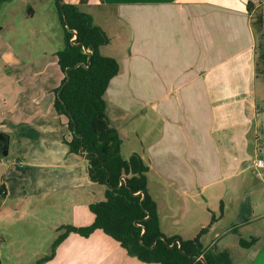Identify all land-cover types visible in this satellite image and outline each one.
Instances as JSON below:
<instances>
[{
    "label": "crops",
    "instance_id": "obj_1",
    "mask_svg": "<svg viewBox=\"0 0 264 264\" xmlns=\"http://www.w3.org/2000/svg\"><path fill=\"white\" fill-rule=\"evenodd\" d=\"M64 1L89 13L111 35L110 44L117 37L123 40L122 59L117 58L121 71L106 96L115 100L119 117L151 110L150 119L161 125L153 138L145 136L149 145L139 155L150 168L148 187L152 172L163 179L167 193L169 182H175L182 211L197 217L185 239L206 229L201 236L206 249L230 253L234 264H264V187L254 174L256 160L264 161V78L256 77L252 25L257 11L264 19V0ZM248 2L254 4L252 13ZM29 13L34 16L33 9ZM125 26L132 29L128 35ZM52 58L57 69L49 76L41 69L22 76L26 81L40 78L39 91L24 81L27 87H3L8 93L0 94V132L10 138L7 159H0V183L8 189L0 214L8 200L27 206L34 204L30 200L57 197L58 206L69 207L70 221L59 220L52 228L56 240L63 226L93 224L89 206L104 199L105 188L92 182L88 160L70 151L67 117L61 116L58 134L38 133L45 134L48 113L61 118L51 92L62 84L64 73L58 57ZM23 92L32 97L20 102L16 95ZM40 93H48L46 103ZM180 221L176 215L171 220L174 226ZM233 236L234 243L229 242ZM241 238L255 239V244L242 248ZM44 264L159 263L130 256L96 230L89 237L71 233Z\"/></svg>",
    "mask_w": 264,
    "mask_h": 264
},
{
    "label": "trees",
    "instance_id": "obj_2",
    "mask_svg": "<svg viewBox=\"0 0 264 264\" xmlns=\"http://www.w3.org/2000/svg\"><path fill=\"white\" fill-rule=\"evenodd\" d=\"M7 1L0 0V9L2 3ZM55 3L65 29L66 45L57 52L64 79L56 89L54 107L58 114L68 118L72 135V140L67 142L70 151L88 160L90 178L105 188V196L89 206L95 215L93 224L61 227L51 254L37 264L52 260L58 246L71 233L89 237L96 230H102L120 243L130 256L144 263L205 264L195 257L203 255L208 264H234L230 253L220 251L215 246L209 249L203 246L201 236L206 229L192 239L168 237L163 233L157 202L148 190L150 168L139 154H133L129 159L122 156V139L108 114L106 93L111 81L121 71L116 58L101 52V48L109 45L111 39L80 5L64 0H55ZM247 8L252 13L254 4L248 2ZM64 16L69 29L66 28ZM252 25L256 35V77L263 79L264 19L261 10L253 15ZM124 181L126 183L122 185ZM6 197V185L0 183V208ZM163 237L168 244L161 239ZM174 240L182 242L183 252L178 245L173 248L169 246ZM239 244L242 248H250L255 244V239L241 238Z\"/></svg>",
    "mask_w": 264,
    "mask_h": 264
},
{
    "label": "rangeland",
    "instance_id": "obj_3",
    "mask_svg": "<svg viewBox=\"0 0 264 264\" xmlns=\"http://www.w3.org/2000/svg\"><path fill=\"white\" fill-rule=\"evenodd\" d=\"M29 8L34 10L33 17L29 13ZM125 30L128 31L127 35L132 31V29L129 31L128 26H125ZM122 42L123 40L117 37L112 44L102 47L101 52L106 56L122 59L119 49H122L120 46ZM65 45V29L59 17L55 0H9L3 2L0 9V94L7 92L3 87H27L25 82H29V87L37 86V91H39L42 88L41 79L30 81L33 79L29 78V81H26L24 77L22 78L23 74L28 72L34 76L36 71L41 69L49 72V76L50 71L57 69L52 56H57L56 53L63 50ZM112 85V89H114L115 84ZM56 89L51 92L54 96V103ZM20 91V89H16V93ZM37 96L44 98L46 103L48 93H40ZM9 97L6 99L8 104L11 103ZM16 97L21 102L26 97H32V94L23 92L17 94ZM106 100L110 118L120 131L122 156L129 159L134 153L143 155L146 146L149 145L145 136L153 138L161 128V125L150 119L154 115L153 112L149 110L148 113L144 111L136 117L130 115L122 118L119 117L120 112H117L115 100L110 98V95L106 96ZM61 116L64 115L59 117ZM47 117L45 134L38 133L42 136L58 134L60 129L58 122L63 121V118L51 116L49 113ZM123 120L127 122L125 125ZM159 177L155 172H152L148 188L159 206L162 230L167 235L179 234L183 239L188 238L189 233L186 228L193 225L194 229L196 223L192 221H196L197 217H194V214V218L189 217L182 211L184 206L182 201L179 202L182 197L180 198V195L177 194V184L170 181L172 186L167 193L163 190L165 189L162 186L163 179ZM262 180L261 187H264V178ZM50 200L47 198L38 201L30 200L34 204L27 206L15 205V201L8 200L6 210L0 214V264H37L40 259L51 254L52 243L55 241V237H52V228L59 223V220L69 222L70 219L69 213L68 215L66 213L69 209L65 206L66 204L58 206L57 197ZM14 208H16L15 211ZM174 215L181 220L175 226L171 222ZM205 238L209 239L210 237L208 235ZM228 239L229 242L234 243V236Z\"/></svg>",
    "mask_w": 264,
    "mask_h": 264
},
{
    "label": "water",
    "instance_id": "obj_4",
    "mask_svg": "<svg viewBox=\"0 0 264 264\" xmlns=\"http://www.w3.org/2000/svg\"><path fill=\"white\" fill-rule=\"evenodd\" d=\"M62 7H63V5H62ZM64 18H65V23H66V28L67 29H69V24H68V22H67V20H66V17L64 16ZM77 39V36L75 37V40ZM89 62H90V59H89ZM79 66V64L78 65H76V67H78ZM69 81V77H68V79H67V82ZM66 82V83H67ZM65 83V84H66ZM60 94V93H59ZM74 132H76V127H75V129H74ZM9 144H10V138H9V136L7 135V134H5V133H0V159H2V158H4V157H6L7 155H8V153H9ZM123 180H124V178H123ZM126 182L124 181L123 183H122V185L123 184H125ZM162 240H164L167 244H168V242H167V240H166V238H161ZM157 242L158 241H156V243H155V245L157 244ZM176 245H178V247H179V249L183 252V248H182V242L180 241V240H174L173 241V243L171 244V245H169L171 248H173V247H175ZM198 260H201L202 262H204L205 264H208V262L205 260V258H204V256L203 255H196L195 256Z\"/></svg>",
    "mask_w": 264,
    "mask_h": 264
},
{
    "label": "built area",
    "instance_id": "obj_5",
    "mask_svg": "<svg viewBox=\"0 0 264 264\" xmlns=\"http://www.w3.org/2000/svg\"><path fill=\"white\" fill-rule=\"evenodd\" d=\"M263 169H264V161L262 159H257L255 162V172H254L256 177L261 179L264 178V172H262Z\"/></svg>",
    "mask_w": 264,
    "mask_h": 264
}]
</instances>
